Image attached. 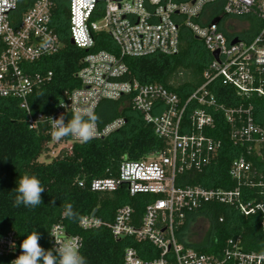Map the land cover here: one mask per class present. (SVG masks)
<instances>
[{
    "label": "built area",
    "instance_id": "1",
    "mask_svg": "<svg viewBox=\"0 0 264 264\" xmlns=\"http://www.w3.org/2000/svg\"><path fill=\"white\" fill-rule=\"evenodd\" d=\"M65 1L69 2L74 45L94 48L96 35L106 32L119 47L120 55L107 50L88 53L77 74L80 87L66 91L53 113L36 112L29 97L49 83L54 73L32 68L64 46L53 20L56 0H0V98L19 99L29 128L47 126L51 149H57L80 141L73 137L54 140L47 117L55 119L64 114L67 122L74 105L90 109L95 115L103 100L130 96L133 108L167 144L165 151L145 159L125 158L117 176L95 178L90 183L94 192L113 193L126 187L131 196H154L143 215L138 216L131 204H124L112 221L91 213L84 216L92 226L86 228L80 222L79 226L84 230L108 227L115 239L150 241L160 252L157 257L143 259L135 247H128L123 264H264V120L258 121L254 103H247L254 95L264 97V0ZM23 5L26 7L21 12ZM224 16H254L262 27L251 39L231 35L220 25ZM183 29L202 40L212 56L203 71L204 82L185 101L163 84L129 78L130 70L123 57L177 54ZM45 41L47 47H41ZM217 81L234 88L244 102L231 106L219 102L210 88ZM194 103L196 106L188 113ZM218 110L229 124L233 146L239 150L229 166V177L235 185L225 188L180 183L182 174L208 170L218 161L223 140L206 133L216 128L213 112ZM125 123L122 116L103 127L96 122L95 138L107 136ZM79 185L85 186L84 181ZM214 202L232 206L245 217L258 215L262 249L248 248L242 235L229 237L214 253L181 241L179 231L189 215ZM220 221H224L223 216ZM52 235L77 237L84 243L82 236L68 233L61 222L50 231L54 249ZM189 242L203 240L189 237ZM21 252L14 231L0 236V261L11 264Z\"/></svg>",
    "mask_w": 264,
    "mask_h": 264
},
{
    "label": "trees",
    "instance_id": "2",
    "mask_svg": "<svg viewBox=\"0 0 264 264\" xmlns=\"http://www.w3.org/2000/svg\"><path fill=\"white\" fill-rule=\"evenodd\" d=\"M25 7L26 5L22 6L21 12ZM53 20L64 46L58 53L42 58L32 68L52 70L54 75L49 83L36 89L29 97L36 112L48 114L58 108L66 91L80 87L77 74L88 53L107 50L120 55L119 47L106 32L96 35L94 48H80L72 43L68 1L56 0ZM211 59V53L204 42L183 29L180 51L177 54L125 56L122 60L129 67V78L142 83L163 84L185 101L204 82L203 71ZM210 88L219 102L229 106L243 101L237 97L234 88L219 81L214 82ZM39 93L43 95H38ZM249 102L254 103L256 119L264 120V97L254 95L247 101ZM194 106L195 103L187 112ZM213 113L216 128L206 130V133L223 140L220 157L208 170L182 174L178 179L180 183L225 188L235 185L229 177V166L239 150L229 138V124L223 113L219 110ZM95 116L98 117L100 127L121 116L126 119V123L111 134L94 138L88 143L74 142L70 151L62 150L59 155L51 157L47 126L29 128L26 112L20 107L19 99L0 98V236L14 231L20 245L35 229L41 236L40 245L48 250L52 249L51 228L61 222L66 225L68 233L83 237L81 252L87 257L88 264H123L124 253L128 247H135L143 259L157 257L160 252L150 241H139L133 237L115 239L108 227L84 230L78 221L67 219L63 215L64 206L71 203L74 210L83 216L96 212L108 221H112L116 210L124 204H131L137 215L141 216L145 206L155 198L149 195L131 196L126 187L113 193L94 192L90 189V183L95 178L117 176L125 158L145 159L167 149L166 142L156 135L153 126L145 122L139 110L133 108L130 96L119 100H103ZM42 157L48 160H41ZM24 173L35 174L45 188L42 204L36 208L23 205L13 207L14 189ZM80 181H84L85 186H80ZM200 216L209 220L208 234L202 238V243H190L188 217L179 231L180 239L185 244L203 252L214 253L223 247L229 237L242 235L248 248L262 249L259 243L262 239L258 215L245 217L232 206L214 202L205 204L190 217ZM222 216L224 221L221 222ZM0 264L5 262L0 261Z\"/></svg>",
    "mask_w": 264,
    "mask_h": 264
},
{
    "label": "clouds",
    "instance_id": "3",
    "mask_svg": "<svg viewBox=\"0 0 264 264\" xmlns=\"http://www.w3.org/2000/svg\"><path fill=\"white\" fill-rule=\"evenodd\" d=\"M41 47H47V41ZM38 95H43L39 93ZM72 117L65 122V115L58 118L47 117L52 123L51 137L60 141L64 137H73L81 143H88L97 134L96 122L98 117L92 111L74 105ZM44 117H41L42 119ZM45 188L40 179L35 175L24 173L19 177L18 186L14 189L13 207L23 205L27 208H36L42 204V193ZM65 218L78 221L86 228L92 226V221L79 212L75 211L73 205L68 203L64 206ZM95 223L98 224V221ZM55 238L54 249L45 250L39 243L40 234L33 229L21 242V254L11 264H88L87 257L81 252L82 242L77 237L66 235H52Z\"/></svg>",
    "mask_w": 264,
    "mask_h": 264
},
{
    "label": "crops",
    "instance_id": "4",
    "mask_svg": "<svg viewBox=\"0 0 264 264\" xmlns=\"http://www.w3.org/2000/svg\"><path fill=\"white\" fill-rule=\"evenodd\" d=\"M220 25L228 34L251 39L259 32L262 27V22L254 16H224L221 19ZM190 216L188 218L187 231H189L193 223H196L199 218H191ZM189 237L191 236H188V239Z\"/></svg>",
    "mask_w": 264,
    "mask_h": 264
},
{
    "label": "rangeland",
    "instance_id": "5",
    "mask_svg": "<svg viewBox=\"0 0 264 264\" xmlns=\"http://www.w3.org/2000/svg\"><path fill=\"white\" fill-rule=\"evenodd\" d=\"M70 145H72V142L67 144L66 147H64L65 145H62L60 148H63V149H60V148L52 149L50 152V156L51 157L57 156L60 154L62 150L70 151V148H69ZM41 160L46 161L48 159H45V157H42ZM208 230H209V220L200 216L198 220L196 221L195 225L190 227L188 231V236H191L192 240L197 241L199 238H204L208 234Z\"/></svg>",
    "mask_w": 264,
    "mask_h": 264
},
{
    "label": "water",
    "instance_id": "6",
    "mask_svg": "<svg viewBox=\"0 0 264 264\" xmlns=\"http://www.w3.org/2000/svg\"><path fill=\"white\" fill-rule=\"evenodd\" d=\"M218 19H216L215 21H217ZM72 40V43L74 42V40H73V38L71 39ZM214 55H215V57H218V53L217 52H215L214 53ZM96 212H94V214H95Z\"/></svg>",
    "mask_w": 264,
    "mask_h": 264
},
{
    "label": "flooded vegetation",
    "instance_id": "7",
    "mask_svg": "<svg viewBox=\"0 0 264 264\" xmlns=\"http://www.w3.org/2000/svg\"><path fill=\"white\" fill-rule=\"evenodd\" d=\"M198 240H202V238H199Z\"/></svg>",
    "mask_w": 264,
    "mask_h": 264
}]
</instances>
